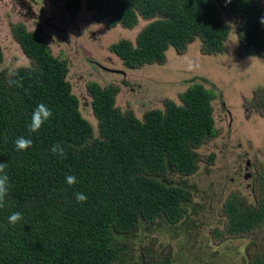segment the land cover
I'll return each instance as SVG.
<instances>
[{
	"label": "trees",
	"instance_id": "1",
	"mask_svg": "<svg viewBox=\"0 0 264 264\" xmlns=\"http://www.w3.org/2000/svg\"><path fill=\"white\" fill-rule=\"evenodd\" d=\"M85 1L93 11L92 19L105 20L109 26L133 28L146 20L139 27L135 45L121 39L110 46L129 67L152 64L157 70L156 65L168 58L170 47L184 51L194 38L204 54H217L224 50L232 31L238 37L236 49L264 54V24L260 22L264 0ZM232 21L237 22L236 28L231 27ZM13 31L33 63L16 69L20 87H10L9 73L0 70V163L7 165L9 184L5 204L0 207V264L212 262L204 254L196 260H177V253H166L164 244L156 255L148 247L147 257L132 255L131 244L124 237L144 223L156 224L158 230L166 226L194 228L190 221L193 209L186 202L191 190L159 178L197 171L200 149L216 134V90L192 83L180 94L183 103L170 101L167 110L138 117L131 110L113 106L115 86L96 89L90 81L91 89H96L90 94L98 119V136L94 137L95 123L82 114L78 95L72 93L66 79L67 61L53 56L38 35L21 23L13 25ZM2 61L0 51V64ZM261 88L255 94L259 110L264 111ZM41 103L52 116L37 132L29 133L31 114ZM21 136L31 139L32 146L17 151L14 141ZM55 144L63 146L65 158L52 153ZM212 158L209 154L208 161ZM67 176H74L76 182L67 184ZM76 193L87 199L77 202ZM259 203L248 204L233 193L223 201V215L217 213L218 222L226 218L222 225L228 235L256 236L247 247L254 250L244 253L243 264H264V230L255 233L264 226V195ZM14 212L22 218L10 225L8 217ZM168 232L174 236L170 229ZM220 233L214 228L207 239L205 233L208 248Z\"/></svg>",
	"mask_w": 264,
	"mask_h": 264
},
{
	"label": "rangeland",
	"instance_id": "2",
	"mask_svg": "<svg viewBox=\"0 0 264 264\" xmlns=\"http://www.w3.org/2000/svg\"><path fill=\"white\" fill-rule=\"evenodd\" d=\"M19 19L24 18H19L12 10V6L5 7L0 4V47L3 50L4 61L12 65L28 63L27 60H18V57L12 53L15 42L11 36V26ZM24 21L28 29L31 25L34 28L37 27L30 19H24ZM103 22L106 23V21ZM145 22L146 20L140 21L139 27ZM104 25L106 24H99V31H102L104 35L102 40L101 34L97 32L95 34L100 39L93 38L91 36L93 35L91 31L95 30L93 23L87 16L75 14L72 27L67 25L66 33L58 34L68 39V43L60 42V44L69 45L54 49V53L58 55L59 51H63L64 56L69 58V72L79 75L81 84L87 81L90 73L106 75L105 78L101 76L99 79L104 84L109 83L110 78L116 76L117 71L101 73L104 70H100L101 72H98L96 63L111 66L110 68L117 67L120 61L115 59L113 51L106 50L107 45L123 37L134 39L139 28L135 26L126 30L121 25L113 28H107ZM230 25L236 28L237 22L232 21ZM193 41L195 43L193 42L194 44L192 43L187 51L174 50L172 47L166 51V56L170 54L168 63H174L173 65H168L163 70L159 68L161 65H156L157 70L139 69L135 76L136 82L131 81L134 76L128 75L126 81L131 83L124 89L125 92L120 93L118 103L140 114L132 103L142 99L138 93V84L142 86L143 95H148L153 100L162 97L167 91L172 92L174 96L178 90L185 89L190 80H202L207 87H213L216 90L215 107L223 115L224 132L214 137L211 142L213 146H204L200 149L198 169L194 174L189 177L172 175L176 182L193 190L192 197L186 202L193 209L190 221L194 228L184 230L182 226L172 229L171 226L170 228L166 226L158 230L156 224L149 226V223H144L142 227H137L132 233L126 235L124 239L131 244L130 253L136 256L142 254L147 257L146 247L152 251V255L161 253L160 246L164 244L166 253H177L174 255V257L178 256L177 260L180 258L182 261L196 260L198 255L204 254L212 258V262L204 261L205 264H243L244 253L254 250V247L247 250L251 240L256 237L254 233L235 237L219 230L220 235L213 237V241H210V244H213L211 248H208L206 239L210 235L209 230L217 225L216 222L220 218L214 210L217 209L220 214V207L229 194H240L250 203L254 200L258 202L264 195L263 177H259L258 182L255 181V183L253 180L247 184L242 180L246 172H249L251 176L250 168L246 171L242 163V161L245 162L248 151L251 159L254 158L256 168L264 171V165L262 166L261 162L264 161V116L253 108H245L251 102L253 89L262 87L261 90H264V54L255 55L236 49L238 37L233 31L228 36L224 50L217 54H198L203 47L200 46V42L195 41V38ZM19 55L22 56L20 52ZM107 58H111L109 64H107ZM11 67L4 68L8 70ZM122 77L125 79V76L122 75ZM69 78L78 81L74 76ZM84 100L87 101L88 97L84 96ZM131 106L133 108H129ZM80 109L85 116L83 100L80 101ZM212 153H215L216 158L211 169L208 156ZM199 216L204 217L202 222ZM169 229L171 233H174L173 237L169 235ZM262 230L264 226L257 229L255 233L260 234ZM204 231L207 232L206 239L203 238L206 233ZM258 244H256L257 247Z\"/></svg>",
	"mask_w": 264,
	"mask_h": 264
},
{
	"label": "flooded vegetation",
	"instance_id": "3",
	"mask_svg": "<svg viewBox=\"0 0 264 264\" xmlns=\"http://www.w3.org/2000/svg\"><path fill=\"white\" fill-rule=\"evenodd\" d=\"M0 1H2V2H0V4L2 6H5V7L12 6V10L19 16V18L30 19V20H32V22H34V24L37 25V27H35V28L31 25V28L28 29L24 19H19L18 22H14L12 24L11 30H13V25L21 23L30 32H34V33H36L38 35L39 39H41L42 42H44V44L47 46V48L52 52L53 56H56V57H58L59 59H62V60H66L68 65H69V58L64 56L63 51L62 50L59 51L58 55H56L54 53V49H58L60 47L69 45V44L61 45L60 42L68 43V39L65 38V37H60V36H58V34H65L67 25L69 27H72L73 19L75 17V14H77L78 16H79V14H81L83 16H87L89 18V21L93 23V25L95 27V30L91 31V33L93 34L91 36H93V38L100 39V37H97V35L95 34L96 32L101 34V40H102V38L104 36L102 34V31L101 32L99 31V29H100L99 28V24L100 23L106 24L104 26H106L107 28H113V27L119 25V24H116L114 26H109L107 22L106 23L103 22L105 20L99 21V22L93 20L92 19L93 11L91 10V8L89 7L88 3L85 0H0ZM77 1H78V4H76ZM122 28H124L126 30H130V28H126V27H122ZM138 30H139V28H138ZM11 36H12V39L14 40V42H15L14 47H13L14 49H13L12 53L16 57H18V60H23V61L27 60L28 63H26V64L25 63L24 64L21 63L20 65H12V63L5 62L4 61V57H3V50L0 47V51L2 52V57H3V61L0 64V70L4 69V67L12 66L11 68H8V70H7L8 73H9L10 70H16V69L21 68L23 66H29V65H31L33 63L31 58H29L27 56V54L24 52V50L22 48V45H21V43L19 41V38L15 35L14 31L11 32ZM122 39L129 40V42L132 45L136 44V35H135L134 39H131L130 37H126V38L123 37ZM117 41H119V40H117ZM114 42H116V41H114ZM114 42H110L107 45L106 50H110L111 51V47L110 46ZM193 42L194 41L190 42L188 44V47ZM187 48L184 51H187ZM202 51L203 50L200 48L198 54H204ZM19 52H20V54L23 57L19 55ZM112 54L115 56V59L117 58L118 61H120L119 65L117 67L110 68L111 66H102V64L96 63L98 68H99V70H97L98 72H101L100 70H104L101 73H105V72H109V71H117L116 76H112L110 78V82L109 83L104 84L99 79V77H101V76L105 78L106 75L99 74V73H97V74L90 73L89 74L90 77H88L87 81L85 83L81 84V82H79V79H78L79 75L76 76V74H72L68 70V74L69 75L67 74L66 79L71 84V91H73V93H76L79 97H84V96L85 97H91L90 94H92V92L95 91L96 89H105V88H107L109 86H113V87L115 86L117 88V91H115V93H114L113 106L116 107V108L117 107L121 108L122 111L131 110L138 117H141L143 114H145L147 112L154 111V110H167L168 107H169L168 102H170V101L171 102H177V103H183V99L180 97V94L183 93L188 88V86L191 85L192 83H195V82L196 83H203L205 85V83L202 80H200V81L190 80L188 85L185 87V89L178 90L177 93L174 96H172V94H171L172 92L169 93V91H167V92H164V95L162 97L155 98V100H153L148 95H146V96L143 95V93L141 92L142 86H141V84H138V87H139L138 93L140 94L142 99H138L135 102H132L135 105V109L140 112V114H137L136 111H133L132 109H128V108H125L122 105H119L118 99H119L120 93L121 92H125L124 89L126 88L127 85H129L131 83V81L132 82H136L137 81L135 76H136V74H137L139 69L148 68L150 70H156L155 66L152 65V64H144V65H141L139 68L129 67V66H126L125 64H123V62L120 60V58L117 57V55L115 53L112 52ZM169 56H170V54L168 55V58L166 59L165 63L162 64L159 67L160 70L165 69L168 65H173L174 64V63L173 64L172 63H168ZM175 59H177L176 56H175ZM107 61H108L107 64H109V62H111V58H107ZM13 67H15V68H13ZM150 70H148L149 73H151ZM134 71H135V73H134ZM122 75L125 76V79L122 77ZM128 75H129V77L134 76L131 81H126L127 80L126 78H127ZM69 76L76 77L78 79V81L70 79ZM90 81H94V84L97 87L96 89H91L92 86L90 87V85H89ZM205 87H207V86L205 85ZM207 88H211V87H207ZM255 91H256V88L253 89V91H252L250 104L246 105L245 108L246 109L247 108H253L260 115L264 116V111L263 110L260 111L259 108H258V99L256 97ZM216 95H217V92H216ZM129 108H133V107L131 106ZM214 108H215L216 113H215L213 121H214L215 128H216V134H214L213 137L207 141V145L210 146V147L213 146V143H211V142H213L214 137H216L217 134H220V132L222 134L224 132V129H225L223 115L221 114V112L216 110L215 100H214ZM242 116L244 117V114H242ZM249 153H250L249 151H248V153H246L247 156H246L245 162L242 161V163L245 165V168L244 167L243 168L246 169V171L250 168V171H251V176L252 177L250 176L249 172H246L245 176H244V179H242L247 184H248L249 181H253V180H254V183H255V181L258 182L259 177H260L258 175L259 171H260V173H259L260 175L264 174V171L262 169H257L256 168L254 158L251 159ZM212 154H213V158L211 160V163L209 164V168H211V169L214 166L213 163H214L215 158H216L215 153H212ZM261 162H262V166H263L264 165V161H261ZM248 166H250V167H248ZM174 174H177V175H180V176H183V177L191 176V175L187 176V175L182 174L180 172L179 173L175 172V173H173L171 175H168V176L166 175L167 178H161L160 177L159 179H164L166 181H169L171 184H175V186H182L183 188L191 190L189 187L184 186V185L179 184L178 182H176L177 180L172 176ZM262 184H264V177L262 178ZM191 192H192V195H193V190H191ZM192 195H191V197H192ZM247 203L249 204L250 202H247ZM252 203L260 204L259 200H258V202H256L254 200ZM252 203H250V204H252ZM222 207H223V204H222ZM222 207H220V214L221 215H223ZM214 213L217 215V213H218L217 209L214 210ZM203 219H204V217L199 216V220L201 222H202ZM224 220H225V222L227 221L226 218ZM224 220L221 219L219 222H216L217 225H215L212 229L217 228L220 231L221 230L224 231V226L222 225V221L224 222ZM211 230H209V231L211 232Z\"/></svg>",
	"mask_w": 264,
	"mask_h": 264
},
{
	"label": "clouds",
	"instance_id": "4",
	"mask_svg": "<svg viewBox=\"0 0 264 264\" xmlns=\"http://www.w3.org/2000/svg\"><path fill=\"white\" fill-rule=\"evenodd\" d=\"M260 22L264 24V17L261 18ZM7 84L10 87L22 86L20 83V79L18 78V70L9 71V79L7 80ZM78 98L80 101L83 100L85 104V116L84 117L87 120L93 121L95 123L94 125H92V128L96 130L98 127V123H97L98 119L95 116L96 112H95V109L93 108L94 98L91 99V97H88L87 101L84 100V97L78 96ZM79 108H80V104H79ZM51 116H52V112L46 105H44L43 103L37 105L35 109L33 110L31 114L30 122L27 125L28 132L29 133L37 132L41 128V126L45 123V121H47ZM97 136H98V129L94 133V137H97ZM14 143H15V147L17 151H23L32 146L31 139L25 138L23 136L17 137ZM51 151L53 154L57 155L60 158L66 157L64 148L60 144L53 145L51 148ZM6 167L7 165L5 163H0V207L4 206L5 198L8 195L9 184H8V175L5 172ZM75 182H76V178L74 176L66 177L67 184L72 185ZM75 199L77 200V202L82 203L87 199V197L83 193H76ZM21 218H22L21 213L14 212L8 217V223L10 225H15L17 222L21 220Z\"/></svg>",
	"mask_w": 264,
	"mask_h": 264
}]
</instances>
